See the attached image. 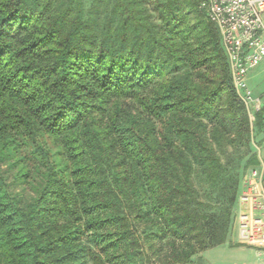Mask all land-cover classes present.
<instances>
[{"label":"trees","instance_id":"1","mask_svg":"<svg viewBox=\"0 0 264 264\" xmlns=\"http://www.w3.org/2000/svg\"><path fill=\"white\" fill-rule=\"evenodd\" d=\"M91 3L0 0V264H195L233 230L264 108L201 0Z\"/></svg>","mask_w":264,"mask_h":264},{"label":"built area","instance_id":"2","mask_svg":"<svg viewBox=\"0 0 264 264\" xmlns=\"http://www.w3.org/2000/svg\"><path fill=\"white\" fill-rule=\"evenodd\" d=\"M200 8L218 30L232 85L251 119L260 107L252 99L245 77L264 60V0H201ZM246 181L238 196L246 208L237 216L238 242L263 249L264 222L258 216L264 214L260 172L251 170Z\"/></svg>","mask_w":264,"mask_h":264},{"label":"crops","instance_id":"3","mask_svg":"<svg viewBox=\"0 0 264 264\" xmlns=\"http://www.w3.org/2000/svg\"><path fill=\"white\" fill-rule=\"evenodd\" d=\"M245 84L251 93L252 99L258 103L260 109L264 108V63L259 68L254 70V73L249 76L248 81L247 78L245 77ZM252 117H254V115ZM258 132L259 134L258 137L256 138L259 143L256 142L257 143L256 149L259 160V166L253 169L258 170L261 174V180H262L261 191L264 196V128L258 130ZM244 188H245V183H242L239 195H241ZM245 210L246 208L239 203V200H237V204L235 207L234 229L232 230L234 236L232 237V239L228 238L224 246H226L229 250H240L246 255H248L249 256L248 264H264V248L255 249L249 246L245 247L239 244L237 240V236H238L237 216L240 212H243ZM258 216H260L264 222V214H259Z\"/></svg>","mask_w":264,"mask_h":264},{"label":"rangeland","instance_id":"4","mask_svg":"<svg viewBox=\"0 0 264 264\" xmlns=\"http://www.w3.org/2000/svg\"><path fill=\"white\" fill-rule=\"evenodd\" d=\"M83 2H84L85 10H87L92 4L91 0H83ZM263 63L264 60H262L255 68H253L252 71L250 70L251 71V72L249 71L250 73L248 72L249 74L246 75L247 81L249 76L254 73V70L259 68ZM251 119H253V117H251ZM258 134H259L258 129L254 125L253 128L254 147L257 145V143H259L256 138L258 137ZM255 151L257 152V149ZM250 171L251 169L245 172L242 183H245L246 178L248 177ZM13 189H15V191H20L19 187H13ZM233 236H234L233 232H230L228 238L232 239ZM237 240H238V236H237ZM243 246L247 247L246 245ZM248 262H249L248 255H246L240 250H229L226 246L223 245L205 251L202 254V256L200 258H197V260L194 263L195 264H248Z\"/></svg>","mask_w":264,"mask_h":264}]
</instances>
